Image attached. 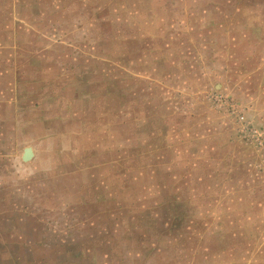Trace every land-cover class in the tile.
<instances>
[{
    "label": "rangeland",
    "instance_id": "rangeland-1",
    "mask_svg": "<svg viewBox=\"0 0 264 264\" xmlns=\"http://www.w3.org/2000/svg\"><path fill=\"white\" fill-rule=\"evenodd\" d=\"M2 4L0 264H264V0Z\"/></svg>",
    "mask_w": 264,
    "mask_h": 264
},
{
    "label": "crops",
    "instance_id": "crops-1",
    "mask_svg": "<svg viewBox=\"0 0 264 264\" xmlns=\"http://www.w3.org/2000/svg\"><path fill=\"white\" fill-rule=\"evenodd\" d=\"M8 4L0 5L1 9L6 8V12H10ZM11 16V14H10ZM3 15H0V18ZM12 17V16H11ZM5 26V27H3ZM0 25L1 28L6 29V36L3 39L0 36V49L4 45H8L12 41V37L8 31L9 23ZM9 46V45H8ZM2 47V48H1ZM12 54L10 52H3L0 50V171L9 172L14 171L15 160L22 162V164H29L35 156V148L27 140L31 139L30 135H25L23 138L19 137L20 132H24V103L19 102L14 98L16 83L15 72L13 68H6L5 65L10 63ZM5 76V80L4 77ZM10 77V78H9ZM22 104V105H21ZM27 109V108H26ZM20 131V132H19ZM17 141V143H16ZM29 146L32 151V156L24 160L22 159V152L25 147ZM20 149L19 154L16 153ZM17 157V159H16ZM10 162V164H9ZM7 174V173H6Z\"/></svg>",
    "mask_w": 264,
    "mask_h": 264
},
{
    "label": "water",
    "instance_id": "water-1",
    "mask_svg": "<svg viewBox=\"0 0 264 264\" xmlns=\"http://www.w3.org/2000/svg\"><path fill=\"white\" fill-rule=\"evenodd\" d=\"M26 153H29L30 155L25 157V154H26ZM31 156H32L31 148H30L29 146L25 147V148L23 149V152H22V159L27 160V159H29Z\"/></svg>",
    "mask_w": 264,
    "mask_h": 264
},
{
    "label": "bare ground",
    "instance_id": "bare-ground-1",
    "mask_svg": "<svg viewBox=\"0 0 264 264\" xmlns=\"http://www.w3.org/2000/svg\"><path fill=\"white\" fill-rule=\"evenodd\" d=\"M29 155H30L29 153H26V154H25V157H26V156H29Z\"/></svg>",
    "mask_w": 264,
    "mask_h": 264
}]
</instances>
